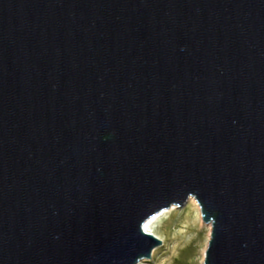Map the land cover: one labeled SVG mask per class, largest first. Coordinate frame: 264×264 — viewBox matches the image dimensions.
Wrapping results in <instances>:
<instances>
[{
    "label": "water",
    "instance_id": "1",
    "mask_svg": "<svg viewBox=\"0 0 264 264\" xmlns=\"http://www.w3.org/2000/svg\"><path fill=\"white\" fill-rule=\"evenodd\" d=\"M190 198L264 264V0H0V264L149 261Z\"/></svg>",
    "mask_w": 264,
    "mask_h": 264
},
{
    "label": "rangeland",
    "instance_id": "2",
    "mask_svg": "<svg viewBox=\"0 0 264 264\" xmlns=\"http://www.w3.org/2000/svg\"><path fill=\"white\" fill-rule=\"evenodd\" d=\"M166 211L149 229L163 245L140 264H203L211 227L203 223L196 200L190 198L183 208Z\"/></svg>",
    "mask_w": 264,
    "mask_h": 264
},
{
    "label": "bare ground",
    "instance_id": "3",
    "mask_svg": "<svg viewBox=\"0 0 264 264\" xmlns=\"http://www.w3.org/2000/svg\"><path fill=\"white\" fill-rule=\"evenodd\" d=\"M167 211L166 210H164V211H162V212H160V213H158L157 215H155V216H153V217H151L150 219H148V221L145 223V225H144V230L146 231V232H148V233H151V234H153L152 232H150V227L157 221V220H159L165 213H166ZM154 235V234H153ZM203 263V262H202Z\"/></svg>",
    "mask_w": 264,
    "mask_h": 264
}]
</instances>
